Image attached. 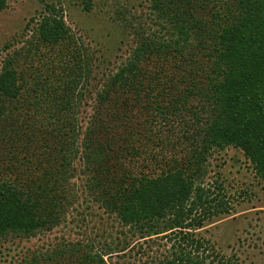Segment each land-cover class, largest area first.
I'll list each match as a JSON object with an SVG mask.
<instances>
[{
  "label": "trees",
  "instance_id": "obj_1",
  "mask_svg": "<svg viewBox=\"0 0 264 264\" xmlns=\"http://www.w3.org/2000/svg\"><path fill=\"white\" fill-rule=\"evenodd\" d=\"M149 2L166 36L140 33L126 60L107 74L95 95V120L86 125L79 150L93 172L89 179L100 204L141 238L160 236L169 242L156 264H237L234 254L221 253L201 234L205 219L228 205L221 185L215 193L222 196L212 195L204 177L208 156L232 146L264 179V0ZM6 4L0 0V11ZM36 25L33 36L40 46L70 37L56 12L43 14ZM32 52L28 41L30 59ZM13 58H3L0 66L1 141L10 140L13 148L0 156V242L59 223L70 202L65 186L71 157L78 151L76 140L70 145L62 142L60 125L53 132L45 130L39 143L32 144L36 123L9 120L5 99L21 97L32 112V81L28 84L18 73ZM33 80L34 103H39V96L59 102V107L44 108L52 110V119L75 106L69 85ZM24 86L31 90L25 97ZM132 108L153 116L188 111L189 121L198 125L200 142L179 165L159 167L151 174L133 173L130 160L139 157L141 130L150 119L141 122L128 116ZM104 252L86 257L93 264H107L103 254L110 251Z\"/></svg>",
  "mask_w": 264,
  "mask_h": 264
},
{
  "label": "rangeland",
  "instance_id": "obj_2",
  "mask_svg": "<svg viewBox=\"0 0 264 264\" xmlns=\"http://www.w3.org/2000/svg\"><path fill=\"white\" fill-rule=\"evenodd\" d=\"M149 4V0H7L0 11V66L3 58L14 57L18 73L28 84L32 81V112L20 97L5 99L6 115L9 120L16 117L18 122L36 123L32 144L39 143L45 130L51 132L60 125L62 142L70 145L76 140L78 147L71 157L65 186L71 198L59 223L27 237L2 240L0 264H93L86 255L106 253L105 250L110 251L103 254L107 264H156L165 253L169 242L160 236L141 238L138 231L122 224L100 204L89 179L91 168L79 150L86 125L95 120V95L107 74L126 60L140 33H154L155 38L166 36ZM49 11L62 15L70 37L56 45L40 46L33 36L36 23ZM27 23L30 24L25 27ZM28 41H32V59L26 56ZM37 77L69 85L68 96L75 106L52 119V110L44 108L59 107V102L41 96L39 103L33 102V79ZM73 78L75 83L71 82ZM29 91L24 86V97ZM130 111L127 115L141 122L150 119L146 130H141V141L136 143L139 157L130 160L133 173L151 174L159 167L179 165L200 142L198 125L189 121L188 111L154 116L145 109ZM0 120L4 122L1 117ZM4 138L0 132V156L13 149L10 140L2 142ZM206 164L205 182L214 191L212 195L219 197L222 195L216 194L215 188L221 185L228 205L205 219L201 234L214 242L221 253L234 254L237 264H264V179L242 151L232 146L208 156Z\"/></svg>",
  "mask_w": 264,
  "mask_h": 264
}]
</instances>
